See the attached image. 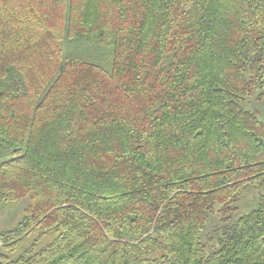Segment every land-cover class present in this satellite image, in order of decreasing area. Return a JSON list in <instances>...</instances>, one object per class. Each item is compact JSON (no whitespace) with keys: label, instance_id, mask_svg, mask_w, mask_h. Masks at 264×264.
Here are the masks:
<instances>
[{"label":"trees","instance_id":"trees-1","mask_svg":"<svg viewBox=\"0 0 264 264\" xmlns=\"http://www.w3.org/2000/svg\"><path fill=\"white\" fill-rule=\"evenodd\" d=\"M0 264H264V0H0Z\"/></svg>","mask_w":264,"mask_h":264},{"label":"rangeland","instance_id":"rangeland-1","mask_svg":"<svg viewBox=\"0 0 264 264\" xmlns=\"http://www.w3.org/2000/svg\"><path fill=\"white\" fill-rule=\"evenodd\" d=\"M28 204L27 199L15 201L0 209V233L16 225L25 214V208ZM7 253V247L0 241V260L2 255Z\"/></svg>","mask_w":264,"mask_h":264}]
</instances>
